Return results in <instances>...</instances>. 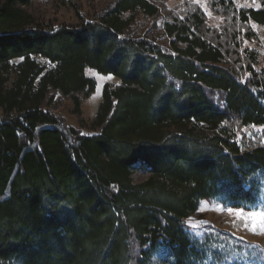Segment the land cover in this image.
<instances>
[{"label": "trees", "instance_id": "trees-1", "mask_svg": "<svg viewBox=\"0 0 264 264\" xmlns=\"http://www.w3.org/2000/svg\"><path fill=\"white\" fill-rule=\"evenodd\" d=\"M38 1L80 24H35ZM171 1L0 0V264H151L160 249L200 264L186 223L201 202L255 201L264 148L241 144L264 128V68L245 43L264 9L206 0L222 20L210 27L195 0ZM87 70L121 81L104 86L92 136Z\"/></svg>", "mask_w": 264, "mask_h": 264}, {"label": "rangeland", "instance_id": "rangeland-1", "mask_svg": "<svg viewBox=\"0 0 264 264\" xmlns=\"http://www.w3.org/2000/svg\"><path fill=\"white\" fill-rule=\"evenodd\" d=\"M110 0H106L105 4ZM180 1H171L168 6L175 8ZM205 10L209 18L210 27H218L222 20L213 16L207 8L206 0H195ZM240 8H250L254 10L264 9V0H234ZM89 10V8L87 7ZM25 12L32 18L35 24L44 27H52L58 29L60 26L73 25L77 26L80 21L75 17V14L67 7H63L58 14L44 1L34 2L32 5L25 8ZM155 24L159 27L158 36L159 44L164 46L166 37L164 35V25L166 20L159 18ZM254 31L258 35V40L245 43L246 47L255 50L258 53V69L264 68V26L252 24ZM147 22L142 27L145 30ZM139 34V38H142ZM20 61H14L17 64ZM44 62V61H43ZM44 65L48 66L45 62ZM87 77L94 79L97 83L96 93L84 103L82 109L84 111V119L88 124V130L83 134L86 136L94 135L92 127L94 124L97 110L103 99L104 86L109 84L116 86L121 81L114 76H102L92 70L86 71ZM111 77V79H109ZM69 104H65L58 113L67 119L70 126L79 129L77 121L69 115ZM1 116V114H0ZM246 142L242 148L254 149L264 148V128L251 127L244 131ZM240 138V136H239ZM242 139V138H241ZM148 172L138 167L135 171V183H141L148 178ZM256 191L253 192L255 201L248 207L242 201L238 202L243 206L245 215L250 211H261L264 208V172L257 175L255 178ZM234 207L222 198L214 199L209 202H201L197 215L191 218L186 224L189 230L190 239L198 248L197 258L201 261L200 264H264V234L254 235L251 231V226L254 221L243 220V227L238 228L237 222L240 220L235 215H229L224 207ZM224 209V210H221ZM190 224L199 225L198 229L190 227ZM245 224L248 227H245ZM259 246V247H256ZM172 255L169 251L160 249L153 256L151 264H173ZM7 264H18L15 262Z\"/></svg>", "mask_w": 264, "mask_h": 264}, {"label": "snow or ice", "instance_id": "snow-or-ice-1", "mask_svg": "<svg viewBox=\"0 0 264 264\" xmlns=\"http://www.w3.org/2000/svg\"><path fill=\"white\" fill-rule=\"evenodd\" d=\"M111 79V77H109ZM226 210L228 211L229 215H235L240 220H250L254 221L255 223L251 226V231L254 235L258 234H264V208L261 209V211H250L245 215V212L243 210V206L237 204L234 207H229L228 205L224 206ZM248 207H251V205H248ZM224 210V209H221ZM190 227L194 229H198L199 225L197 224H190ZM245 227H248L247 224H245ZM259 247V246H256Z\"/></svg>", "mask_w": 264, "mask_h": 264}]
</instances>
